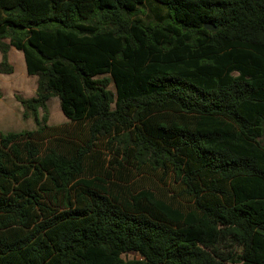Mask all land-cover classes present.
I'll return each instance as SVG.
<instances>
[{
	"label": "trees",
	"instance_id": "16d2710c",
	"mask_svg": "<svg viewBox=\"0 0 264 264\" xmlns=\"http://www.w3.org/2000/svg\"><path fill=\"white\" fill-rule=\"evenodd\" d=\"M10 47L0 264H264V0H0Z\"/></svg>",
	"mask_w": 264,
	"mask_h": 264
},
{
	"label": "rangeland",
	"instance_id": "374dc122",
	"mask_svg": "<svg viewBox=\"0 0 264 264\" xmlns=\"http://www.w3.org/2000/svg\"><path fill=\"white\" fill-rule=\"evenodd\" d=\"M142 9L144 13L150 14L151 8L148 3ZM7 62L12 67V71L9 73L0 72V132L34 129L36 121L33 115L28 111L24 114L25 109L19 100L35 95L36 76L27 74L22 52L13 47H10L7 52ZM108 88L112 91L115 90L112 82L109 83ZM44 115L47 116V124L49 125H57L67 121L61 112L56 96L50 97L46 101L45 107L38 109L40 121ZM132 255L129 253L127 256L132 257Z\"/></svg>",
	"mask_w": 264,
	"mask_h": 264
},
{
	"label": "water",
	"instance_id": "95a60500",
	"mask_svg": "<svg viewBox=\"0 0 264 264\" xmlns=\"http://www.w3.org/2000/svg\"><path fill=\"white\" fill-rule=\"evenodd\" d=\"M205 27L209 28L210 26H208V25H205Z\"/></svg>",
	"mask_w": 264,
	"mask_h": 264
}]
</instances>
